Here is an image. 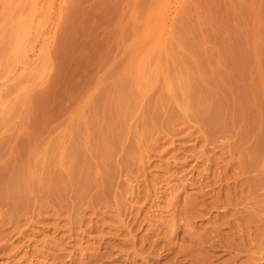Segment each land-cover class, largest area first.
<instances>
[{
  "label": "rangeland",
  "instance_id": "rangeland-1",
  "mask_svg": "<svg viewBox=\"0 0 264 264\" xmlns=\"http://www.w3.org/2000/svg\"><path fill=\"white\" fill-rule=\"evenodd\" d=\"M0 264H264V0H0Z\"/></svg>",
  "mask_w": 264,
  "mask_h": 264
}]
</instances>
